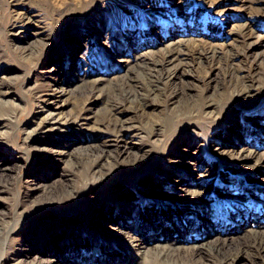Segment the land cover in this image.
<instances>
[{"label":"rangeland","instance_id":"obj_1","mask_svg":"<svg viewBox=\"0 0 264 264\" xmlns=\"http://www.w3.org/2000/svg\"><path fill=\"white\" fill-rule=\"evenodd\" d=\"M23 15L32 23L21 28ZM244 25L251 28L246 35L240 33ZM177 42L220 44L237 54L240 70L231 75H224L225 66L204 71L188 56L175 79L186 100L217 86L216 114L172 118L160 107L132 117L123 137L90 119L67 124L91 94L87 87L75 90L80 76L103 78V91L92 93L85 111L102 117L99 98L128 67L119 60L133 61L136 74L140 60L160 57ZM243 75L253 78V87L240 101L227 84ZM0 83L7 92L0 93L1 223L18 225L17 240L24 241L13 244L3 231L0 264H48L49 258L83 264L82 253L89 262L138 264L134 248L105 236L103 223L91 222L90 214L102 208L114 222L127 221L129 231L139 227L144 239L159 236L146 215L175 221L183 237L222 228V240L233 237L228 240L234 244L249 237L246 230H256L257 221L264 223V162L239 161L264 155V0H0ZM234 99L239 106L231 115ZM40 119L48 126L36 133ZM155 123L162 125L159 134L146 132ZM95 140L106 145L99 180L80 160L96 148ZM72 194L70 203L60 200ZM165 194L185 201H165ZM201 194L207 200L196 205ZM126 207L141 216L120 217ZM43 210L48 212L24 220L23 212ZM234 264L254 263L241 255Z\"/></svg>","mask_w":264,"mask_h":264},{"label":"bare ground","instance_id":"obj_2","mask_svg":"<svg viewBox=\"0 0 264 264\" xmlns=\"http://www.w3.org/2000/svg\"><path fill=\"white\" fill-rule=\"evenodd\" d=\"M20 19L21 22L19 27L21 28L27 27V25L32 23V18L30 16L23 15ZM242 27L240 33L245 35V32H248V29H251L250 27H247V25ZM43 36H41V40L48 38V36L46 38ZM177 43L178 44L163 53L160 57H153V55H150L140 61L138 60L139 72L136 74L130 70L129 66L133 61L123 58L120 59L119 62H124L128 67L126 68L125 73L118 76L114 84L111 85L109 93L105 94L103 92L101 98H99V105H101L102 109L105 111V114L102 117L99 116L100 113L97 111L93 114L91 113L92 115L90 116H85V111L87 110V104L89 105L92 103L91 101L89 102L92 93L103 91L100 86L103 83V78L80 76L77 79V83H75V90L78 91L82 87H87V92L91 94L87 97L88 100L84 103L85 105L82 107L81 111H76L75 114H72L68 118L67 124H79L83 120L90 119L95 122L96 128L102 129L107 133L112 134L114 137H123L132 127V117L140 114L149 116L153 111L160 107L170 114L172 118H177L179 116L192 118L206 116L210 113L216 114L215 109L219 103V99L217 98L219 88L217 89V86L211 87L209 84L207 88L202 90L203 92L197 99L186 100L184 99V92H186V89L177 85L175 79L188 64V56H194L196 62L200 64L204 71H206L208 67L221 68L225 66L226 71L224 75H231L240 70L235 64V57L237 54L225 52V48L221 47L220 44L207 45L201 42L200 44H195L194 47L191 48L186 47L189 45L182 42ZM139 58V56H135L136 61ZM202 77L208 78L206 72H204ZM1 83L4 85L3 81ZM227 87L230 90L233 88L232 90L236 92V96L233 95L234 98L242 101L243 99L250 97V91L253 87V78L251 77L249 79V75H243L239 77L236 84L229 82ZM2 89L3 87L1 86L0 93H7L3 92ZM237 106H239V102L234 99L232 106L228 109L229 112L227 113L231 115L236 114V110H238ZM47 126V121L45 119H40L36 122L35 132L45 131ZM161 126L160 123H155L151 125L150 130L146 132L157 135L160 132ZM94 143L96 148L91 149L90 152L86 153V155L80 160L82 165L85 166L87 173L91 177L96 178L98 176L97 174L105 166V156L103 155V152L104 146L106 145L97 140H95ZM248 160L255 161L259 164L264 162V155H257V158L252 154L247 156L242 155L240 156L239 161ZM101 177H103V174H100L97 179L99 180ZM65 197H67V200H64V198H61L60 200L63 202L69 201L68 203H70V199L74 198V194ZM163 199L165 201H185V198H179L177 194H165ZM206 200V195L201 194L194 202L196 205L201 204L202 206ZM42 209L43 208H41V210ZM123 210L124 212L120 213V217L127 218V212L134 213L137 211L134 208L129 209L127 207ZM206 210L207 209H204L203 211H200V213L204 214L203 216H207L208 214L204 212ZM47 212V210L40 212H23L24 220L31 221L35 217ZM136 213L141 216V213L138 211ZM103 216H105V219H108L111 224L105 222ZM145 217H147L145 220L153 222V224L150 225V228L151 230L159 231V236L152 234V237L148 236V239H144V237L138 232L140 230L138 226L137 230L134 229L136 231H129L127 229L129 226L127 225V221L118 220L114 222L113 214L105 208H102L101 210L97 209L93 214H90V220L92 223H103L102 226H100V229L104 232L105 236H110V238L136 250L138 264H169V261L172 262L171 264H234L237 258L241 255L250 257L254 264H264L263 222L260 223L257 221L258 228L256 230L247 229L246 231H249L252 234H250V236L243 242L234 244L232 241L228 240H233V237L222 240L221 231H219L222 228H211L209 232L203 235L201 234V236H191L188 233V235L183 237L179 234L177 224L174 223L175 221L166 222L158 215H146ZM3 218L4 216L0 215V234L5 231L7 236L10 234L9 237L11 243H23L24 241L17 240L16 231L18 225L6 227L1 223ZM187 227L188 230H190V222H188ZM171 230H173V233L168 235V233H171ZM92 239H94V237ZM148 242H152V244L154 243L153 246L149 245ZM86 244L91 245L92 242L89 240ZM151 246L156 250L152 251ZM86 256L87 253H82L81 259L84 260L83 264H106L101 261L98 263L93 260L89 262V259L86 258ZM58 262L59 260L57 258L48 259V264H57ZM32 264H43V262L36 261Z\"/></svg>","mask_w":264,"mask_h":264}]
</instances>
